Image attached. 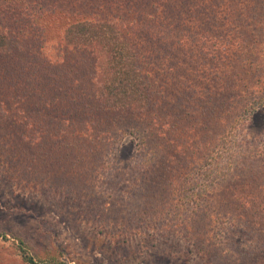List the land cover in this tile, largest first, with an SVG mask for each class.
Masks as SVG:
<instances>
[{
    "label": "trees",
    "instance_id": "16d2710c",
    "mask_svg": "<svg viewBox=\"0 0 264 264\" xmlns=\"http://www.w3.org/2000/svg\"><path fill=\"white\" fill-rule=\"evenodd\" d=\"M153 1L144 0L132 19L70 22L38 49L51 75L65 82L38 96L47 113H59L39 122L47 133L39 160L53 173L41 181L78 194L90 191L84 179L93 182L95 195L87 200L93 208L84 218L97 233L186 238L209 264H264V130L248 135L249 119L264 110V0H160L158 9L149 7ZM184 36L199 43L186 74H205L181 85ZM25 46L0 17V59L23 60L31 51ZM161 48L164 59L170 52L182 62L162 64L159 84L150 68L163 61L152 54ZM76 86L90 95L74 100ZM15 125L0 106L2 133ZM125 134L138 149L121 169L115 150ZM74 169L75 178L64 176ZM107 199L113 218L105 216ZM12 236L23 264H71L58 249L33 252L26 238Z\"/></svg>",
    "mask_w": 264,
    "mask_h": 264
},
{
    "label": "rangeland",
    "instance_id": "374dc122",
    "mask_svg": "<svg viewBox=\"0 0 264 264\" xmlns=\"http://www.w3.org/2000/svg\"><path fill=\"white\" fill-rule=\"evenodd\" d=\"M144 4V0H0V17L3 23L23 41L25 47L29 48L27 50H31L23 60L0 59V106L7 119L17 122L14 126L16 129L13 131L11 128L13 132L4 134L0 130V233H6L9 238L8 241L0 236V264H23L12 246L14 241L12 233L26 238L33 252H44L47 248L58 249V252L66 254L71 264L78 262L84 264L210 263L209 258L197 252L195 245L186 238L176 239L175 236L167 235H156L154 238L130 236L119 227L120 231L117 233H111L113 229L107 234L97 233L91 223L84 218L85 211L91 207L87 200L95 195L91 192L93 182L88 183L84 179V184L90 186V191L78 194L67 191L65 187L49 190V183L41 181L47 175L52 176L53 173L49 172L50 165L39 160V151L43 150L39 144L43 143L47 136L39 122L46 117L57 118L59 113L56 109H50V113H47L48 108L42 107L38 96L45 97V92H48L50 88L53 90L65 82L61 83L59 75H51L52 71L46 66L48 58L40 56L38 49H41L40 46L44 42L59 38L70 22L101 15L119 19L123 14H128L132 19ZM152 4H154L153 8L158 9V6L160 8V0L153 1L150 8ZM155 22L158 23L157 20ZM185 37L183 47L186 48L187 59H183V62L188 67L179 77L181 85L188 80H199L198 76L203 74L193 73L190 74V78L186 74H189L190 67L193 65L190 59L191 53L193 52L195 57L199 55V43L192 41L190 37L187 39ZM164 52L163 48L159 52H152L154 57L159 54L163 59L156 69L150 68V73L153 72V80H157L159 84L165 79L155 76L157 72L161 74L165 62L172 61L176 64L182 62L181 59H175L176 57L170 52L164 59ZM50 54V58L53 57L56 54V48H53ZM72 68L73 70L69 71L71 79L76 72V68ZM200 70L203 72L202 69ZM81 71L82 68L79 69L77 76L80 77ZM72 81L68 80V82ZM176 85L181 89L179 83ZM84 88L91 89V86L85 85ZM73 91L74 93L76 91V94L72 95V97L75 96L74 100H78V97L84 99L90 95L78 87ZM66 104L68 102L61 104L62 110ZM62 115L65 116V114ZM90 117L89 115L87 119L90 120ZM110 118L113 119V117ZM33 121L35 122L31 123ZM249 125V137L262 133L264 110L250 118ZM93 135L95 136L92 133ZM35 137L37 139H34ZM87 141L92 147L93 140ZM96 142L94 140V143ZM116 146L118 166L124 169L136 158L137 140L132 135L125 134ZM49 150L50 148L47 147L45 157L47 162L52 164L56 158ZM75 172V169L71 170L64 176L68 174V177L75 178ZM57 174L60 175L59 171ZM75 180H78V177ZM111 206L109 200L105 216L113 218L115 210ZM104 223L111 224L107 221ZM118 223L128 224L125 218H121ZM113 226L117 227L114 224Z\"/></svg>",
    "mask_w": 264,
    "mask_h": 264
}]
</instances>
